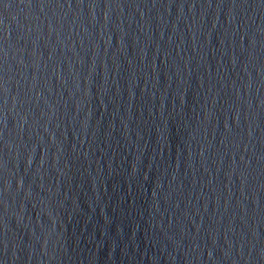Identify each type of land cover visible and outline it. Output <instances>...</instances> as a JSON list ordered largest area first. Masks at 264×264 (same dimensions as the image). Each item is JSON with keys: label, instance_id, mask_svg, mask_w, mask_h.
I'll list each match as a JSON object with an SVG mask.
<instances>
[{"label": "water", "instance_id": "1", "mask_svg": "<svg viewBox=\"0 0 264 264\" xmlns=\"http://www.w3.org/2000/svg\"><path fill=\"white\" fill-rule=\"evenodd\" d=\"M0 264H264V0H0Z\"/></svg>", "mask_w": 264, "mask_h": 264}]
</instances>
